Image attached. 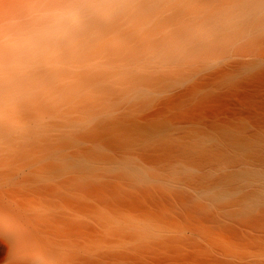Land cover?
Listing matches in <instances>:
<instances>
[{"label": "bare ground", "instance_id": "obj_1", "mask_svg": "<svg viewBox=\"0 0 264 264\" xmlns=\"http://www.w3.org/2000/svg\"><path fill=\"white\" fill-rule=\"evenodd\" d=\"M40 2L0 0V38ZM112 2L53 94L0 104V264H264V0L212 40L219 0Z\"/></svg>", "mask_w": 264, "mask_h": 264}, {"label": "clouds", "instance_id": "obj_2", "mask_svg": "<svg viewBox=\"0 0 264 264\" xmlns=\"http://www.w3.org/2000/svg\"><path fill=\"white\" fill-rule=\"evenodd\" d=\"M123 7L112 0H45L18 12L0 38V104L7 108L53 94L59 87L57 70ZM210 8L209 20L195 28L202 39L254 23L246 0H219Z\"/></svg>", "mask_w": 264, "mask_h": 264}, {"label": "rangeland", "instance_id": "obj_3", "mask_svg": "<svg viewBox=\"0 0 264 264\" xmlns=\"http://www.w3.org/2000/svg\"><path fill=\"white\" fill-rule=\"evenodd\" d=\"M142 205L145 209L156 212L158 215L163 217L167 223L175 222V215L171 211L165 210L163 206H154L150 203H142ZM211 232L212 234L216 233L214 229Z\"/></svg>", "mask_w": 264, "mask_h": 264}]
</instances>
